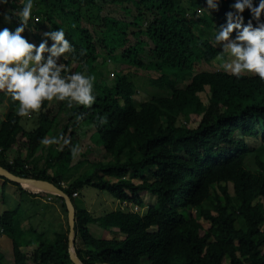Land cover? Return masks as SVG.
I'll list each match as a JSON object with an SVG mask.
<instances>
[{"label": "trees", "instance_id": "obj_1", "mask_svg": "<svg viewBox=\"0 0 264 264\" xmlns=\"http://www.w3.org/2000/svg\"><path fill=\"white\" fill-rule=\"evenodd\" d=\"M17 1L7 6L16 9ZM229 3L221 0L217 11H209L204 0H34L33 15L47 18L52 30L63 28L73 45L64 66L94 77L95 100L90 107L71 108L57 101L55 114L54 105L43 102L37 127L27 130L10 98L0 126V166L22 178L52 182L70 197L76 209L74 251L82 264H226V258L229 264H264V81L199 67L217 62L221 48L212 33L224 22ZM107 4L124 16L108 13ZM244 15L247 19V10ZM12 22L19 24L17 18ZM22 35L30 41L27 29ZM99 49L109 63L121 65L113 71V84L99 67ZM126 66L160 74L149 81L151 98L139 105L134 100L139 88ZM206 87L207 105L200 98ZM189 111L198 115L195 128L180 122ZM58 124L60 148L38 156L41 140ZM82 124L94 127L103 155L88 162L93 173L75 175ZM85 187L107 192L117 208L94 217L76 203ZM42 192L60 200L68 214L64 198ZM146 193L155 201L140 213L134 209L145 206ZM92 223L105 229L103 238L91 234ZM0 226L13 240L14 264H74L69 224L47 239L21 229L17 207L1 215ZM4 259L0 251V264Z\"/></svg>", "mask_w": 264, "mask_h": 264}, {"label": "clouds", "instance_id": "obj_2", "mask_svg": "<svg viewBox=\"0 0 264 264\" xmlns=\"http://www.w3.org/2000/svg\"><path fill=\"white\" fill-rule=\"evenodd\" d=\"M9 3L10 0H0V5ZM204 3L209 11H217L221 0H204ZM33 5L34 0H23L19 10H11V16L19 21L18 26L0 28V92L16 103L19 117L39 111L46 101H66L69 108L73 104L90 107L95 100L94 77L84 71L70 72L60 63L63 54L73 50L65 38V30L43 31L38 43L22 35L28 29ZM11 16L5 14V20ZM212 39L221 48L215 59L226 73L237 78L244 72L252 73L264 81V0H231L224 12V22L213 29ZM225 55L230 60H225ZM100 123H105L103 117ZM41 143L50 145L56 143V138H43ZM72 151L75 153L76 149Z\"/></svg>", "mask_w": 264, "mask_h": 264}, {"label": "rangeland", "instance_id": "obj_3", "mask_svg": "<svg viewBox=\"0 0 264 264\" xmlns=\"http://www.w3.org/2000/svg\"><path fill=\"white\" fill-rule=\"evenodd\" d=\"M22 2L23 0H18L16 2V6L19 8L22 6ZM109 6L106 7V11H108V13H112L113 15H117L118 17H123L124 14L123 12L120 10L119 7H113L110 4H107ZM9 9V8H8ZM189 17V16H188ZM4 26V24L2 25ZM28 29H30L31 31H29L27 28V31L29 33L30 36V41L33 43H38L43 37H42V32L43 31H49L52 30V26L49 23L48 19L43 17V16H36L33 15L32 13V17L30 18V22L27 25ZM15 28V27H14ZM208 33L206 34L205 37H208L209 34H211V32L209 30H207ZM205 31V32H207ZM146 40V38H144ZM135 39L131 36L130 37V44L134 43ZM218 47H220L218 45ZM150 46H148L146 48L145 53L143 54L142 58L144 63L148 64L150 62ZM99 52L101 54V57L99 58V67L101 69H103L102 71L104 72L105 78L107 80V82L109 84H113L114 82V76H113V71L117 70L118 68L121 67V65H117V62L113 61L114 63H109V60L106 58L104 59L103 56L105 55L104 51H101V49H99ZM66 60V54H63V58L61 59L60 63L62 65H64V62ZM225 60H230V57H228L227 55H225ZM200 70H218V69H222V67L220 66V63L217 61L215 63V61L213 62L212 65L206 64L205 62H202L201 64H199ZM125 68H127L126 72H129L131 74V76L133 77V79L136 81L137 83V87L138 92L137 94L134 96V100L137 103V105L149 100L151 98V93L153 92V89L150 87L149 85V81L152 77H158L160 74L157 73L156 71H150V70H145V69H141V68H136L133 66H126ZM248 75H253L252 73H247L244 72ZM243 73V74H244ZM189 81H185L181 84H179V87L181 88H185L188 85ZM208 97H209V87H206L205 90L203 92L200 93V98L202 100V102L204 104H208ZM4 95L0 94V101L3 100ZM57 101H51V105L53 106V112L54 114L56 113V109H57V105H56ZM3 110L0 107V117H3ZM64 114L60 115L58 117V121L59 122H63V118H64ZM198 115L196 113H192L189 111V113L186 115V117H183L180 119L181 124H184L185 126H188L190 128H195L198 125ZM39 123V111L32 113L30 116L28 117H23L22 119V125L24 126L25 129H33L35 126L37 127ZM63 126L58 124L56 126L55 129L51 130V132L48 134L47 138L52 139V138H56V143L57 141L60 139V134L62 131ZM94 127L87 125V124H82L81 127L78 130V134L80 136L81 139V145L78 148V160L80 161H89L90 163L94 162V160L99 159L102 155H103V149L101 148V144H98V139L94 136ZM52 145H55V143H53ZM49 145H46V148ZM255 146V145H254ZM92 166V165H91ZM90 164H84L82 166H77L73 169V173H75V175H79L80 173H93L95 171L94 167H91ZM70 175V174H69ZM65 186V185H64ZM143 199L145 201V206L141 209H134L139 211L140 213H145L147 211V208L151 205H153L154 201H155V197L152 196L151 194H144L143 195ZM51 200V198H48V201ZM76 203H79L80 205H84L86 207H88L89 212L94 216V217H99V216H103L106 213H108L109 211H111L114 208H117L118 204L114 203L113 200L111 199V197L109 196V194L103 190L100 189H96L93 187H85L80 191V196L78 198H76ZM55 205L57 204V202L54 203ZM124 206V204H122ZM52 205L47 203L46 201L44 202V210L45 209H50ZM36 212V211H33ZM47 215L50 216V213L47 212ZM45 212H44V224L48 223L45 219ZM52 217V216H50ZM45 229V228H44ZM89 230L91 232V234L99 239V238H103L105 236V229L103 227H101L99 224L97 223H92L89 224ZM28 231V230H27ZM28 235V234H27ZM32 237L34 236L33 234H30ZM113 235H115L116 237H120L119 234H117V232H113ZM50 237V236H48ZM25 238V236H24ZM51 239V238H50ZM74 251V249H73ZM5 253V262L4 264H14V256L12 251L8 252V251H4ZM30 256L32 254V251H30L28 253ZM34 258L30 257V260H33ZM226 264H229V259L226 258L225 259ZM30 264H34L32 261L30 262ZM100 264V263H98Z\"/></svg>", "mask_w": 264, "mask_h": 264}, {"label": "crops", "instance_id": "obj_4", "mask_svg": "<svg viewBox=\"0 0 264 264\" xmlns=\"http://www.w3.org/2000/svg\"><path fill=\"white\" fill-rule=\"evenodd\" d=\"M3 8H9V9L7 11L4 10ZM2 9L5 14H9V13L11 14V10L15 8L12 7L10 8V6L7 5L6 6L0 5L1 14H3L1 12ZM15 10H18V8H16ZM14 18L16 17L11 16V19L6 21L5 16L2 15V17H0V28L8 27L9 29H14L15 25H12L13 24L12 20ZM3 24L4 26H2ZM9 100H10V96L4 93V98L3 100L0 101V107L3 110V114H4L3 117H0V126L5 118V113L7 112L8 109L7 106L9 104ZM35 128L36 126L33 129ZM33 129H27V130H33ZM58 141L57 143H55V145L50 144L49 146H47V148L46 145L42 144L41 149L37 151V155L43 157L44 151L45 154H47L50 149H54V150L59 149L60 146H58ZM76 153H77L76 160L73 163L74 168L79 165L82 166L84 164H88L89 161L86 160L82 161L83 163L77 164V162L80 161L78 160V153H79L78 149ZM22 155L25 156V153H23ZM52 172L53 171L50 170V174ZM27 188H32V187L28 186ZM79 196H80V192L77 197ZM48 198H51V200L48 201ZM45 201L52 205L49 210L48 209L44 210ZM55 202H57L56 205L54 204ZM17 207L19 208V225L21 229L25 231L36 230L38 233L43 234L47 239L50 238L53 239L55 233L65 230L67 228V224H69V216L65 212L60 200L54 198V196H52L51 194H44V192H42L41 190H38V193H35L34 195L28 194L24 191H21L20 188H18L13 184L5 183L3 178L0 177V217L6 210H12ZM80 207L87 209V211L89 212L88 207L84 205H80ZM44 212L46 215L45 219L48 222L46 224H44ZM47 212H49L50 216L52 217L47 215ZM114 231L116 230H112L111 234H113ZM0 251L4 255V258H5L4 251H8V252L12 251L13 253V240L9 235L5 233V231L1 226H0Z\"/></svg>", "mask_w": 264, "mask_h": 264}, {"label": "water", "instance_id": "obj_5", "mask_svg": "<svg viewBox=\"0 0 264 264\" xmlns=\"http://www.w3.org/2000/svg\"><path fill=\"white\" fill-rule=\"evenodd\" d=\"M0 177H4L11 181H15L19 184H25L29 187L41 190V191H49L61 196L65 199L67 208H68V216H69V245H70V255L74 264H82L78 256L76 255L74 249V233H75V222H76V209L70 197L58 186L49 181L31 179V178H22L16 176L14 173L9 171L8 169L0 166Z\"/></svg>", "mask_w": 264, "mask_h": 264}]
</instances>
